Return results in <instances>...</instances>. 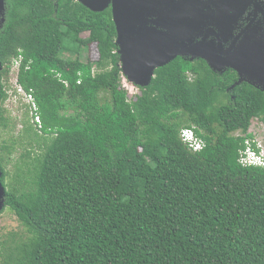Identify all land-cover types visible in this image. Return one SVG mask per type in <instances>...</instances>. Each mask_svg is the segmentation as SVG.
I'll use <instances>...</instances> for the list:
<instances>
[{
    "label": "trees",
    "instance_id": "1",
    "mask_svg": "<svg viewBox=\"0 0 264 264\" xmlns=\"http://www.w3.org/2000/svg\"><path fill=\"white\" fill-rule=\"evenodd\" d=\"M116 38L111 7L6 0L0 128L22 125L40 150L28 177L10 181L17 140L0 146L4 209L29 234L0 248L1 264H264V167L240 162L264 91L177 57L130 94ZM16 63L33 98L20 123L4 107Z\"/></svg>",
    "mask_w": 264,
    "mask_h": 264
},
{
    "label": "water",
    "instance_id": "2",
    "mask_svg": "<svg viewBox=\"0 0 264 264\" xmlns=\"http://www.w3.org/2000/svg\"><path fill=\"white\" fill-rule=\"evenodd\" d=\"M94 12L110 5L123 75L141 87L152 82L156 69L181 56L205 60L215 72L233 69L232 86L248 82L264 90V28L243 18L247 0H77ZM6 0H0V29ZM237 30H240L236 33ZM3 65L0 62V80ZM0 167V211L6 188Z\"/></svg>",
    "mask_w": 264,
    "mask_h": 264
},
{
    "label": "rangeland",
    "instance_id": "3",
    "mask_svg": "<svg viewBox=\"0 0 264 264\" xmlns=\"http://www.w3.org/2000/svg\"><path fill=\"white\" fill-rule=\"evenodd\" d=\"M88 35V33H84ZM89 51L83 54V59L88 58ZM91 57L96 59L98 57L97 48L95 45L92 46ZM18 66L13 67L11 73L5 78L6 88L9 89V98L5 102L4 107L8 110L11 115L12 121L20 123V120L24 119V113L27 110L26 105L29 100L22 94H17L15 85L17 81ZM31 115V113H30ZM30 124L36 129V125L33 120L29 119ZM264 121L261 119H254L250 130L252 133L255 132V136L259 139L264 138ZM263 125V127L261 126ZM22 125L18 124L17 128H0V146L6 141L11 142L13 138H16V149L11 154L9 163L7 164V170L9 171L8 180L13 181L21 175L22 180L28 177V169L32 168V163L35 161L34 155L36 151L40 150L33 139H30V135L27 132L19 130ZM254 131V132H253ZM42 142V138L40 139ZM43 143V142H42ZM1 150V149H0ZM30 152V154H28ZM4 155H8L6 151H3ZM29 234L25 227L21 224L16 214L9 208L0 211V248L4 247L5 254L8 251V246L12 247L17 243L24 241L28 238ZM3 243V245L1 244ZM2 251L0 250V264L4 260L1 256Z\"/></svg>",
    "mask_w": 264,
    "mask_h": 264
},
{
    "label": "built area",
    "instance_id": "4",
    "mask_svg": "<svg viewBox=\"0 0 264 264\" xmlns=\"http://www.w3.org/2000/svg\"><path fill=\"white\" fill-rule=\"evenodd\" d=\"M18 66V63L14 67ZM122 85L126 88L130 94H135L138 91V87L131 83L125 75H122ZM15 89L17 94L24 95L29 103L33 101V98L30 94H27L24 88L19 85L16 81ZM35 107V105L33 104ZM33 122L41 124V119L38 115H36L33 119ZM263 127V125L261 124ZM251 132V131H250ZM254 132V131H253ZM252 133V132H251ZM181 138L182 140L189 146V148L194 151H200L205 146V141L198 137L195 131L192 128H184L181 130ZM254 138L248 139L246 144V148L242 151L240 156V162L244 166H263L264 167V138L259 139L255 136V132L253 133ZM255 143V146H254Z\"/></svg>",
    "mask_w": 264,
    "mask_h": 264
},
{
    "label": "flooded vegetation",
    "instance_id": "5",
    "mask_svg": "<svg viewBox=\"0 0 264 264\" xmlns=\"http://www.w3.org/2000/svg\"><path fill=\"white\" fill-rule=\"evenodd\" d=\"M247 1L249 2V6L245 14L243 15V18L239 21V25L241 27H246V25L251 20H254V22H260L262 27L264 28V0H247ZM109 7H111V5ZM111 10H112V7H111ZM239 31L240 30H237L236 33H238ZM178 57H181V56H178ZM185 59H188V58H185Z\"/></svg>",
    "mask_w": 264,
    "mask_h": 264
}]
</instances>
